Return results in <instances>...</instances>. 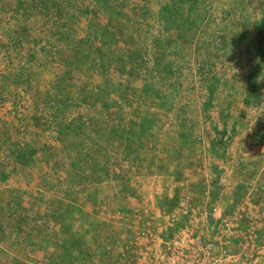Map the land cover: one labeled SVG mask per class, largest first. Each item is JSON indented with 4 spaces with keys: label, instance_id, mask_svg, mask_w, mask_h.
Masks as SVG:
<instances>
[{
    "label": "rangeland",
    "instance_id": "1",
    "mask_svg": "<svg viewBox=\"0 0 264 264\" xmlns=\"http://www.w3.org/2000/svg\"><path fill=\"white\" fill-rule=\"evenodd\" d=\"M139 1L161 9L170 2ZM171 1L177 20L170 28L188 36L183 37L187 40L183 52H177L176 48L169 50V44L160 41L162 48L157 56L154 55L157 60L152 64L146 56L142 64H136L137 69H121V73L109 71L112 72L111 80H117L112 93L122 95L120 102H112L110 110L103 102L96 108L91 107V112L98 107L105 109L108 116H94L92 120L87 117L83 102L68 103L69 98L67 102L66 99L60 102V107L66 106L60 108L56 116H49L58 117L61 125L73 122L74 114L78 117L82 113L86 116L85 122L91 120L77 131L75 144L81 145L54 144L53 134L39 138L43 145H38L36 136L31 142L36 145L18 142L3 158L6 162L8 159L20 163L14 166L15 175L0 182V264H45L44 257L48 259L46 264L95 262L92 258L103 254L107 239L124 237L130 230L117 225L110 217L128 204L97 209L96 205L99 207L105 201L103 192L108 189L107 184H98L99 198L95 206L88 199V165L97 163L102 174L113 170L122 176L124 165H128L126 159L132 162L135 158L147 165L168 163L159 165L157 170L161 172L157 177L160 180H155L154 185L181 180L174 178L176 167L190 169L194 175H202L183 178L189 180L190 188L182 187L181 191H190L200 200L210 183L212 199L222 206H253L256 212L252 221L257 240L264 247V173H261L264 151L241 146L264 145V0ZM65 7L62 9L69 17L70 27V8L66 10ZM143 13L148 16L150 11L147 8ZM168 14L162 13L161 18L170 20ZM103 22H106L105 17L102 21L96 19L91 23L92 29H100ZM61 25L67 26L65 22ZM159 25L167 28L166 22ZM54 36L55 33L49 39L43 33L36 50L46 51L50 56L57 54L58 42L55 41L60 39ZM196 41L200 42L199 49ZM30 52L35 55L32 50ZM32 58L31 65L38 67L39 59ZM138 59L136 57V61ZM185 62L188 63L186 68L180 70ZM99 79L101 81L102 77ZM65 81L70 83V79L65 78ZM90 88L99 98L105 94L93 83ZM124 124L137 132L129 145H86L85 128L93 131L110 127L114 131ZM66 136L61 135L62 138ZM118 136L119 133H110L114 141ZM170 158L176 165L173 171L169 170L172 167ZM37 163H42L47 172V178L39 182L34 176L30 178L26 173L28 168H24L25 164L32 168V164L34 167ZM76 163L79 164V169L75 168L78 173L70 169ZM152 174L136 175L135 187L155 194L159 189L149 182L154 177ZM135 187L123 185L117 192L124 200L125 190L135 192ZM21 244L23 250L30 252L27 257L20 253ZM12 251L21 256L15 253L12 256ZM57 252L60 255L55 258L53 254ZM260 264H264V251Z\"/></svg>",
    "mask_w": 264,
    "mask_h": 264
},
{
    "label": "crops",
    "instance_id": "2",
    "mask_svg": "<svg viewBox=\"0 0 264 264\" xmlns=\"http://www.w3.org/2000/svg\"><path fill=\"white\" fill-rule=\"evenodd\" d=\"M56 1L62 8L63 6H67L66 10L70 8L72 21L71 24L69 23L70 27L65 9L61 8L60 13L56 6H51ZM168 5L171 8L174 6H172L171 0L163 7ZM147 8L150 11L148 15L150 17L143 13V10ZM162 11L160 6L155 8L149 2H140L139 0H117L116 2L112 0H63V2L60 0H0V182L9 180V176L12 174L15 175L14 166L20 162L13 163L8 159L6 162L3 158L14 150L13 145H18V142H21V145H36L31 142L38 136V145H43L40 143L42 136L53 134L55 136L54 144L81 145L75 144L77 131H81L82 126L84 127L91 120L85 122L86 116L82 113L78 117L74 114L76 123H73L74 120L61 125L58 117L56 119L49 116L50 114L56 116L60 108L66 106L60 107V102H63L64 99L67 102V98H69L68 103L78 100V102H83L87 110L86 115L88 114L87 117L92 120H94V116H108L105 109L102 110L101 107H98L97 111L91 112V110L96 108L99 102L108 106V110H110L112 102H120L122 95L112 93L117 80L113 79V83L112 72L109 71L116 70L121 73L119 71L121 69H131L132 67L137 69L136 64H142L146 56L148 63L152 64L157 60L154 55L157 56L162 48L158 43L160 41L162 44H169L167 48L169 50L176 48L177 52L184 51L187 40H183V37L188 36H184L181 30L170 28L175 20L161 18ZM104 17L106 22H103L102 27L92 29L91 23L96 19L102 21ZM61 22H65L67 26L63 27ZM144 22H148V24H144ZM160 22H166L167 28H164L165 25H159ZM43 33L49 39L54 33V38L59 37L61 42L55 41L58 42L57 54L50 56L46 51L41 53V50H36L38 39ZM176 43L181 44L176 45ZM199 43L196 41L198 49ZM30 50L34 52V56ZM32 57L39 59L38 67L31 65L34 61ZM136 57L139 58L138 62ZM186 64L188 63L185 62L180 70L186 68ZM199 73H202L200 68ZM99 77H102L101 81ZM65 78L70 79L69 84ZM92 83L104 90L103 97L99 98L89 90ZM102 123L104 122L102 121ZM98 124L100 123L98 122ZM127 126L128 124H124L114 131H111L110 127L93 131L85 128L86 145H112V143L114 145H129L137 132ZM110 133H119L118 139L114 141L110 137ZM19 135L22 137L20 138ZM61 135L67 136L62 138ZM241 146L248 150L261 148L264 151V145ZM95 160L94 162H96ZM126 160L128 165H124L122 176L121 173L113 172V170L107 175L102 174L103 172L98 171L97 163L88 165L89 168L86 172L89 187L87 197L94 202V206L96 205L95 200L99 196L96 191V188L100 186L98 184L103 183L108 186V189L103 192L105 201L100 203L99 207L96 205L97 209L130 204L131 201L123 200L119 196L117 188L121 189L123 185L126 188H134L136 184L133 180L136 175L148 172L149 174L155 173L152 175L157 176L161 172L157 170L159 165L161 167L168 165V163H159V165L149 163L147 165L139 162L138 158L132 162ZM169 160L172 165L169 170L173 171L176 165L173 158ZM9 168L11 169L9 170ZM24 168H28L26 173L30 178L34 176L37 182L47 178L46 168L42 163H37L34 167L32 164V168L25 164ZM75 168L79 169L78 163L71 165L70 168L78 173ZM176 170L174 178L182 179L186 188H190L189 180L183 178H188L189 175L198 178V175H202L200 173L194 175L190 169L176 167ZM261 173H264V170ZM121 177H123L122 181ZM12 241L15 242V239L12 238ZM113 242L114 240L110 239L107 244H104L103 254L97 258L93 257L92 259L96 263L90 264H118L120 255L118 250L109 249ZM17 244L18 241L15 245ZM20 247L22 256L27 257L30 252L23 250V244ZM14 253L12 251V256ZM20 253H15V255L21 256ZM53 255L57 258L60 254L58 255L57 252ZM43 261L46 264L47 257H44Z\"/></svg>",
    "mask_w": 264,
    "mask_h": 264
},
{
    "label": "built area",
    "instance_id": "3",
    "mask_svg": "<svg viewBox=\"0 0 264 264\" xmlns=\"http://www.w3.org/2000/svg\"><path fill=\"white\" fill-rule=\"evenodd\" d=\"M155 180L160 177L149 179L159 189L155 194L127 189L130 204L110 215L130 230L109 248L118 250V264H260L264 247L257 240L253 206H222L212 199L210 183L198 200L180 190L186 187L182 179L154 185Z\"/></svg>",
    "mask_w": 264,
    "mask_h": 264
},
{
    "label": "trees",
    "instance_id": "4",
    "mask_svg": "<svg viewBox=\"0 0 264 264\" xmlns=\"http://www.w3.org/2000/svg\"><path fill=\"white\" fill-rule=\"evenodd\" d=\"M174 1H176V0H174ZM53 4H54L53 6H56L57 9L59 10V12L61 13L62 9L59 8L60 6L58 5L57 1H56V3L54 2ZM162 9H163V11H162L163 13H167V14L169 13L168 15H169L170 18H172L174 20H177L176 19V15L174 14V11L171 9V7L169 5L163 7ZM130 57H132V55H130Z\"/></svg>",
    "mask_w": 264,
    "mask_h": 264
}]
</instances>
